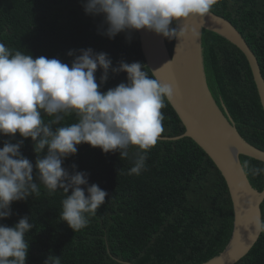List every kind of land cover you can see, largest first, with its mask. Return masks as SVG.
Instances as JSON below:
<instances>
[{
    "label": "trees",
    "instance_id": "1",
    "mask_svg": "<svg viewBox=\"0 0 264 264\" xmlns=\"http://www.w3.org/2000/svg\"><path fill=\"white\" fill-rule=\"evenodd\" d=\"M210 11L240 32L264 78V0H218ZM101 20L84 12L82 0H0V43L33 58H57L69 65L74 58L67 55L70 50L90 47L107 53L113 67L121 60L141 62L152 77L138 32H121L109 39L98 34ZM201 38L212 96L219 105L224 104L238 133L264 151V112L246 57L212 31L202 29ZM164 40L171 52L174 39ZM100 75L98 69V83ZM125 79V73L109 71V79L98 90L104 92ZM161 111L164 131L147 152L139 175L129 174L134 146L129 158L120 159L119 152L103 153L82 143L76 154L64 160L62 167L71 172L75 164L76 171H87L89 184H97L108 194L95 215L88 217L86 227L74 232L60 220L62 190L49 193L40 185L38 195L12 202V214L0 223L12 226L27 215L34 225L25 236L29 245L25 264H44L49 255L59 257L60 264H200L224 249L233 226L224 178L191 138L178 137L184 127L167 99ZM49 119L44 117L45 122ZM74 122V116H67L60 126ZM8 139L0 136V147ZM19 139L17 133L11 142ZM20 151L35 162L37 154L30 138L24 139ZM239 158L241 164L248 161L249 168L263 167L254 158ZM35 172L34 168V181ZM244 172L252 187L261 191L263 174ZM260 210L264 216V199ZM234 264H264V233Z\"/></svg>",
    "mask_w": 264,
    "mask_h": 264
},
{
    "label": "clouds",
    "instance_id": "2",
    "mask_svg": "<svg viewBox=\"0 0 264 264\" xmlns=\"http://www.w3.org/2000/svg\"><path fill=\"white\" fill-rule=\"evenodd\" d=\"M217 3L82 0V7L86 14L102 17L98 34L109 39L143 29L172 40L184 35L180 21L203 19ZM67 55L74 57L70 65L57 58H33L0 43V136L9 137L0 147V220L12 214V202L38 195L43 185L49 193L62 190L65 198L60 220L74 232L79 231L108 194L97 184H89L87 171H76L75 164L71 172L62 167L64 160L76 154L82 143L103 153L119 152L120 159L129 158V149L134 146L129 174L139 175L147 152L164 131L161 109L165 100L172 98L174 83L155 78V70L150 77L138 61L121 60L113 67L107 53L94 52L90 47L70 50ZM98 69L99 83L95 76ZM109 71L123 72L126 79L101 92L98 89L109 79ZM45 116L51 119L45 122ZM67 116H74L76 122L60 126ZM17 133L21 139L12 143ZM25 138L31 139L37 154L34 163L20 151ZM242 170L253 176L264 174V167L249 168L248 161L243 162ZM249 225L253 237L264 233V216L255 206L248 217ZM33 227L27 215L12 226L0 223V264H25L29 247L25 236ZM44 264H60V259L49 255Z\"/></svg>",
    "mask_w": 264,
    "mask_h": 264
},
{
    "label": "water",
    "instance_id": "3",
    "mask_svg": "<svg viewBox=\"0 0 264 264\" xmlns=\"http://www.w3.org/2000/svg\"><path fill=\"white\" fill-rule=\"evenodd\" d=\"M179 24L184 35L173 40L171 52L164 37L137 30L141 50L152 74L155 70V78L176 85L172 98L167 100L184 127L178 137H189L202 148L224 178L230 195L233 226L229 241L217 255L200 264H234L251 249L260 235L253 237L248 217L253 206L261 214L260 204L264 199V185L261 191L252 187L242 170L239 155L259 160L264 167V151L238 133L224 104L220 102L219 105L212 96L204 71L202 29L225 38L244 54L263 112L264 78L251 48L227 19L210 11L203 19L189 17Z\"/></svg>",
    "mask_w": 264,
    "mask_h": 264
}]
</instances>
